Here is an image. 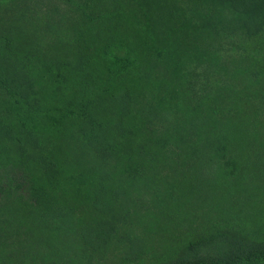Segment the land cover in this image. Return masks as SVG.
I'll return each mask as SVG.
<instances>
[{"label": "trees", "instance_id": "16d2710c", "mask_svg": "<svg viewBox=\"0 0 264 264\" xmlns=\"http://www.w3.org/2000/svg\"><path fill=\"white\" fill-rule=\"evenodd\" d=\"M0 264H264V0H0Z\"/></svg>", "mask_w": 264, "mask_h": 264}]
</instances>
